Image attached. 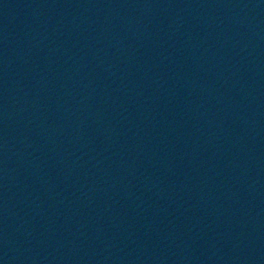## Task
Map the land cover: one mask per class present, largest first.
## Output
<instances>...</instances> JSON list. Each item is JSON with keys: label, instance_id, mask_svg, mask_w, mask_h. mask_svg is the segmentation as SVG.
I'll return each mask as SVG.
<instances>
[{"label": "water", "instance_id": "95a60500", "mask_svg": "<svg viewBox=\"0 0 264 264\" xmlns=\"http://www.w3.org/2000/svg\"><path fill=\"white\" fill-rule=\"evenodd\" d=\"M0 264H264V0H0Z\"/></svg>", "mask_w": 264, "mask_h": 264}]
</instances>
